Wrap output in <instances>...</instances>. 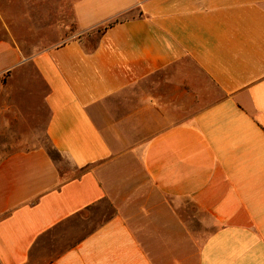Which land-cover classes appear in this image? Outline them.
<instances>
[{"label": "crops", "instance_id": "0c3cea01", "mask_svg": "<svg viewBox=\"0 0 264 264\" xmlns=\"http://www.w3.org/2000/svg\"><path fill=\"white\" fill-rule=\"evenodd\" d=\"M21 3L0 114L49 149L0 161V264H264V0H71L37 51Z\"/></svg>", "mask_w": 264, "mask_h": 264}, {"label": "rangeland", "instance_id": "374dc122", "mask_svg": "<svg viewBox=\"0 0 264 264\" xmlns=\"http://www.w3.org/2000/svg\"><path fill=\"white\" fill-rule=\"evenodd\" d=\"M12 2V5H7L6 2L8 0H0V6L4 8V11L7 15H10L15 18H21L25 14V9L24 5H22L21 0H10ZM70 2L71 0H59L61 3L60 5V26L56 27L55 30H52L49 35L51 37L48 39H37V38H28V39H19L17 40L23 48H25L28 51H37L42 48H44L47 45L57 43L62 40V37H59L60 34H58L57 29L60 28L62 30L63 28V15L66 14L68 16L69 13V8L67 6V3ZM55 2V0H54ZM67 2V3H66ZM55 10V9H54ZM64 10V11H63ZM63 11V13H62ZM68 14V15H67ZM55 20V19H54ZM70 32H73L72 25L70 23ZM30 78H35L33 75L28 76ZM27 77V78H28ZM0 81L2 85L4 84V78L0 77ZM25 85V84H24ZM27 88V84L25 86ZM39 90L41 89L39 84H38ZM4 95H3V90L2 88L0 89V111L4 110L5 107V100H4ZM34 101L33 103H38L36 97L34 96L32 98ZM15 105L14 109L18 111V109H22L23 106L20 103H25L27 104L28 101H24V98L16 97L15 98ZM9 102V101H8ZM10 106V102L8 103ZM19 113H17L18 115ZM40 114H43L40 111ZM26 123H23V120H13V114H0V161L6 157L7 155L14 153L18 149H23L25 147H33L36 144H40L45 146L46 148L49 149V144L47 140L45 139L44 135H39L37 138L33 135L30 134L28 131ZM27 141H32V142H27ZM51 155L53 158L60 164L61 168L65 167V162L63 159L53 150H50Z\"/></svg>", "mask_w": 264, "mask_h": 264}]
</instances>
